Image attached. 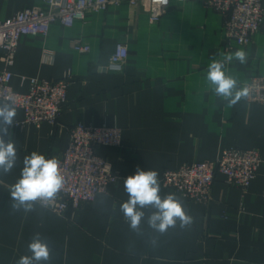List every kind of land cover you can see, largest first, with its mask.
Wrapping results in <instances>:
<instances>
[{
	"label": "crops",
	"instance_id": "obj_1",
	"mask_svg": "<svg viewBox=\"0 0 264 264\" xmlns=\"http://www.w3.org/2000/svg\"><path fill=\"white\" fill-rule=\"evenodd\" d=\"M42 1L0 0V21L26 7H41ZM77 42L90 51L75 50ZM118 44L127 45L129 57L123 73H112L107 64ZM238 49L247 53V62L233 59L225 70L245 87L252 76H264V29L247 45L226 41L222 17L200 0L172 1L155 24L147 9L121 4L91 12L72 27L55 23L47 35L22 36L10 66L15 92L28 93L31 78L56 81L70 73L72 81L55 124L9 129L18 160L9 174H0V264H17L30 254L27 245L36 233L49 242L47 264H264V163L245 191L217 173L209 206L162 183L166 170L214 163L228 148H255L264 160V105L245 98L229 105L206 79L212 59L223 60ZM16 111L14 123L23 118V111ZM79 122L122 130L121 146L97 150L120 180L95 203L64 216L37 203L27 214L14 211L8 192L20 176L23 157L32 151L60 157ZM137 166L159 173L161 196L177 194L193 218L190 226L181 228L177 221L157 233L147 225L154 211L149 207L141 230L130 229L120 205L128 199L123 180Z\"/></svg>",
	"mask_w": 264,
	"mask_h": 264
},
{
	"label": "built area",
	"instance_id": "obj_2",
	"mask_svg": "<svg viewBox=\"0 0 264 264\" xmlns=\"http://www.w3.org/2000/svg\"><path fill=\"white\" fill-rule=\"evenodd\" d=\"M172 1L185 0H43L41 7H26L12 17L0 21V49L4 52V69L0 70V102L10 101L23 111V118L13 127L55 124L67 104L70 73L56 81L30 79V91L22 94L12 88L13 65L19 41L25 35H47L52 24L72 27L91 12L106 11L114 5L127 4L133 8L147 9L151 23H159L172 7ZM203 5L220 14L226 41L247 45L264 29L263 0H200ZM80 52L90 51L88 45L74 43ZM129 57L125 44H118L110 55L107 70L123 73ZM25 78H23V82ZM248 104L264 105V76H252L246 83ZM122 144V130L118 127H96L76 123L70 132L67 149L57 159L65 176V187L54 204L43 207L55 214H65L69 209L95 203L120 177L111 164L97 154L102 146ZM264 160L258 149L228 148L214 162H191L163 173L162 183L186 199L209 206L212 202L213 184L217 173L226 182L247 190L256 178ZM39 204V203H37ZM40 205V204H39Z\"/></svg>",
	"mask_w": 264,
	"mask_h": 264
},
{
	"label": "clouds",
	"instance_id": "obj_3",
	"mask_svg": "<svg viewBox=\"0 0 264 264\" xmlns=\"http://www.w3.org/2000/svg\"><path fill=\"white\" fill-rule=\"evenodd\" d=\"M233 59L240 64L247 62V53L238 49L225 55L223 60L212 59L207 69L206 79L213 93L227 101L229 105L237 104L247 98L248 89L240 87L235 77L228 74L225 65ZM17 116L15 106L10 101L0 102V174H9L18 160L17 146L11 138L9 129ZM5 137H9L7 140ZM23 167L19 178L9 189L11 208L27 214L34 210L36 203L48 207L55 203L65 187V176L61 163L56 157L46 158L44 154L32 151L23 157ZM127 201L120 205L125 220L131 230L139 232L145 218L146 208H152L147 217V225L157 233L163 234L169 228H185L193 223L187 214L181 199L175 193L160 194L159 173L155 170H143L137 166L134 174L123 180ZM152 244L156 243L152 239ZM28 255H22L17 264H47L51 249L47 238L36 233L27 245Z\"/></svg>",
	"mask_w": 264,
	"mask_h": 264
},
{
	"label": "rangeland",
	"instance_id": "obj_4",
	"mask_svg": "<svg viewBox=\"0 0 264 264\" xmlns=\"http://www.w3.org/2000/svg\"><path fill=\"white\" fill-rule=\"evenodd\" d=\"M112 186V185H111ZM49 211H51V210H49ZM52 213H54L53 211H51ZM59 215V214H58ZM65 214H62V215H60V216H64Z\"/></svg>",
	"mask_w": 264,
	"mask_h": 264
},
{
	"label": "trees",
	"instance_id": "obj_5",
	"mask_svg": "<svg viewBox=\"0 0 264 264\" xmlns=\"http://www.w3.org/2000/svg\"><path fill=\"white\" fill-rule=\"evenodd\" d=\"M89 204H91V203H89ZM87 205V204H86Z\"/></svg>",
	"mask_w": 264,
	"mask_h": 264
}]
</instances>
